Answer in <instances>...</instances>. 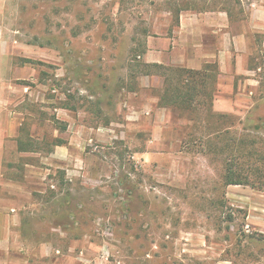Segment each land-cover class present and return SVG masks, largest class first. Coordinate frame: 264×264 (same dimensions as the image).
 Segmentation results:
<instances>
[{"label":"rangeland","instance_id":"374dc122","mask_svg":"<svg viewBox=\"0 0 264 264\" xmlns=\"http://www.w3.org/2000/svg\"><path fill=\"white\" fill-rule=\"evenodd\" d=\"M252 1L22 3L14 27L28 75L16 107L29 202L40 205L26 222L58 264H264V62L251 99L213 114L161 106V80L144 86L158 71L138 58L166 13L240 20ZM229 169L241 184H227Z\"/></svg>","mask_w":264,"mask_h":264},{"label":"crops","instance_id":"0c3cea01","mask_svg":"<svg viewBox=\"0 0 264 264\" xmlns=\"http://www.w3.org/2000/svg\"><path fill=\"white\" fill-rule=\"evenodd\" d=\"M24 1L0 0V264H44L50 257L52 264H58L60 257L51 253L53 243L26 222V215L37 214L40 205L29 202L28 168L34 166L24 160L30 151L22 143L24 117L16 107L20 97L15 92L21 87L17 82L28 75L19 66L20 58L27 55L14 27ZM164 26L162 33L147 37L145 50L138 56L144 64L197 71L217 65L213 114L232 112L238 102H245L242 98L251 99L259 86L255 76L264 62V0L252 1L244 19H235L225 9L183 10L176 20L172 12L166 13ZM144 79L150 89L156 88V79L163 82L153 73ZM74 144L71 141L68 146Z\"/></svg>","mask_w":264,"mask_h":264},{"label":"trees","instance_id":"16d2710c","mask_svg":"<svg viewBox=\"0 0 264 264\" xmlns=\"http://www.w3.org/2000/svg\"><path fill=\"white\" fill-rule=\"evenodd\" d=\"M183 9L175 11L178 18L180 12ZM145 69L155 68L156 74L163 79L162 93L159 99L160 105L163 107H176L191 109L197 106L205 107L206 110L212 113V101L214 99L215 87L218 76L217 65H207L202 70H188L182 68H170L160 65H139ZM152 74L151 72H146ZM222 117L224 115H218ZM221 134V133H220ZM64 141H57V145L63 144ZM230 173L227 175V184H241L236 182L232 177V169H229Z\"/></svg>","mask_w":264,"mask_h":264}]
</instances>
